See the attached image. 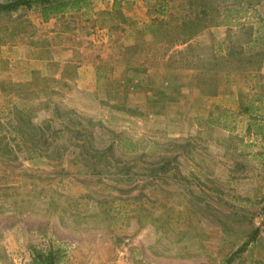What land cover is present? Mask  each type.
I'll use <instances>...</instances> for the list:
<instances>
[{
  "label": "rangeland",
  "instance_id": "374dc122",
  "mask_svg": "<svg viewBox=\"0 0 264 264\" xmlns=\"http://www.w3.org/2000/svg\"><path fill=\"white\" fill-rule=\"evenodd\" d=\"M89 2L0 14V264H264V0Z\"/></svg>",
  "mask_w": 264,
  "mask_h": 264
},
{
  "label": "trees",
  "instance_id": "16d2710c",
  "mask_svg": "<svg viewBox=\"0 0 264 264\" xmlns=\"http://www.w3.org/2000/svg\"><path fill=\"white\" fill-rule=\"evenodd\" d=\"M118 0H115L114 6ZM90 6L89 0H8L0 3V14H11L17 12L19 9L38 10L40 18L43 23L50 19L65 14L67 12H80ZM163 21H155L153 23V34L163 27H166ZM192 39V36H185L179 42L185 44ZM100 69H97L99 73ZM249 243V240L237 252H241ZM33 263L39 264H57V257L53 252H43L36 254L32 258Z\"/></svg>",
  "mask_w": 264,
  "mask_h": 264
}]
</instances>
